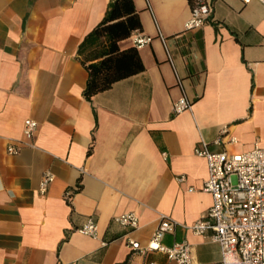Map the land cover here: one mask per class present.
I'll list each match as a JSON object with an SVG mask.
<instances>
[{"label": "crops", "instance_id": "1", "mask_svg": "<svg viewBox=\"0 0 264 264\" xmlns=\"http://www.w3.org/2000/svg\"><path fill=\"white\" fill-rule=\"evenodd\" d=\"M109 1L0 0V264H176L126 244H145L163 216L177 222L164 244L186 239L192 264L220 260L210 231L187 227L212 202L194 148L264 147V4L203 0L210 15L186 28L188 0H133L135 32L151 37L136 47L144 69L87 100L77 48ZM182 96L190 107L172 112ZM27 118L37 122L31 136ZM222 127L235 144L214 143ZM127 212L138 216L133 230L112 220ZM88 216L95 237L75 230Z\"/></svg>", "mask_w": 264, "mask_h": 264}, {"label": "built area", "instance_id": "2", "mask_svg": "<svg viewBox=\"0 0 264 264\" xmlns=\"http://www.w3.org/2000/svg\"><path fill=\"white\" fill-rule=\"evenodd\" d=\"M240 1L248 3L252 0ZM257 1L264 4V0ZM210 13V3L200 0L191 9V16L185 27H200ZM150 40V36L141 32L131 35L132 45L135 47H141ZM190 105L191 101L182 96L172 103V112H182ZM36 128L35 120H24L23 132L26 136H31ZM222 142L235 144L237 138L228 134L226 127H222L214 143ZM7 151L16 153L18 148L8 146ZM194 153L206 160L208 175L202 190L211 195L212 202L205 213L187 227L197 235L210 231L211 241L217 243L221 250L220 260L213 264H264V147L255 144L245 151H211L207 144H203L202 147H195ZM53 178L51 171L43 172L39 181L41 193L47 190ZM182 179L180 176L179 180ZM79 188L76 184L67 189L65 198L70 199ZM112 220L129 230L138 226V216L134 212L115 215ZM176 223L163 216L145 244L130 237L126 238V244L131 251L139 254L160 251L176 264H192L191 245L186 239L175 241L171 245L163 243L165 234L171 232ZM75 230L92 237L97 236V224L90 216ZM146 264L158 263L149 261Z\"/></svg>", "mask_w": 264, "mask_h": 264}, {"label": "trees", "instance_id": "3", "mask_svg": "<svg viewBox=\"0 0 264 264\" xmlns=\"http://www.w3.org/2000/svg\"><path fill=\"white\" fill-rule=\"evenodd\" d=\"M199 1L188 0L191 9ZM139 30L141 21L133 0H110L104 16L77 48L78 58L88 73L82 92L87 100L95 93L108 89L115 81L144 69L134 45L119 46V41Z\"/></svg>", "mask_w": 264, "mask_h": 264}]
</instances>
